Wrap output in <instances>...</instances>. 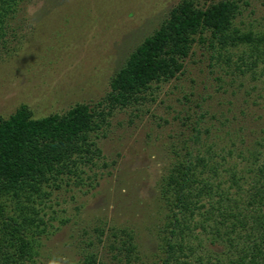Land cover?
<instances>
[{
    "label": "rangeland",
    "instance_id": "374dc122",
    "mask_svg": "<svg viewBox=\"0 0 264 264\" xmlns=\"http://www.w3.org/2000/svg\"><path fill=\"white\" fill-rule=\"evenodd\" d=\"M180 1L25 0L0 42V117L8 118L21 105L35 119L63 114L77 103L97 105L129 54ZM247 1L249 6L241 2L243 14L235 23L259 30L264 0ZM193 51L183 72L155 90V101L142 110H116L93 136L100 155L95 165L84 167L86 184L61 187L39 208L46 227L33 236L34 262L22 264H76L86 251L121 264L109 245L119 239L111 233L123 228L133 232L137 256L153 264L155 234L165 214L156 186L173 158L172 148L178 150L184 140L193 143L194 127L202 139L211 127V143L240 128L252 136L249 145L262 138L264 64L244 77L225 75L222 63L209 66L208 52ZM192 101H200L201 109L188 110ZM7 210L19 213L9 201Z\"/></svg>",
    "mask_w": 264,
    "mask_h": 264
},
{
    "label": "trees",
    "instance_id": "16d2710c",
    "mask_svg": "<svg viewBox=\"0 0 264 264\" xmlns=\"http://www.w3.org/2000/svg\"><path fill=\"white\" fill-rule=\"evenodd\" d=\"M241 2L250 4L181 0L129 54L97 105L77 103L38 119L21 105L0 117V264L34 262L33 236L46 227L39 208L61 187L86 184L84 167L91 168L100 155L93 136L116 110H142L155 101V90L183 72L194 47L210 54L209 66L222 63L225 75L244 77L264 64V26L236 25ZM24 5L25 0H0L1 43ZM191 103L188 110L201 109L200 101ZM193 129V143L184 140L178 150L172 148L173 158L157 181L156 199L165 214L155 234L153 264H264V135L249 145L252 136L240 128L211 143V127L204 129V139ZM7 201L18 214H10ZM116 231L111 237L119 239L109 245L116 251L113 258L119 253L121 264H144L133 232ZM76 264L108 263L100 253L86 251Z\"/></svg>",
    "mask_w": 264,
    "mask_h": 264
}]
</instances>
